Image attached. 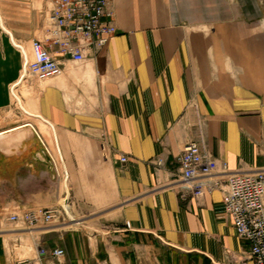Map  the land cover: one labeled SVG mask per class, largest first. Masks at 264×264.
<instances>
[{
    "label": "crops",
    "instance_id": "0c3cea01",
    "mask_svg": "<svg viewBox=\"0 0 264 264\" xmlns=\"http://www.w3.org/2000/svg\"><path fill=\"white\" fill-rule=\"evenodd\" d=\"M114 10L118 33L98 54L77 63L51 46L62 75L17 89L21 111L53 130V163L10 91L22 71L14 43L31 53L45 40V3L0 0V264H256L222 193L182 199L177 176L189 142L231 172L264 171V0ZM54 208L66 211L49 226L9 220Z\"/></svg>",
    "mask_w": 264,
    "mask_h": 264
},
{
    "label": "built area",
    "instance_id": "2783aa9c",
    "mask_svg": "<svg viewBox=\"0 0 264 264\" xmlns=\"http://www.w3.org/2000/svg\"><path fill=\"white\" fill-rule=\"evenodd\" d=\"M43 1L47 22L45 40L32 41L31 53L14 43L22 54V71L19 81L11 86L12 95L19 85L30 80L45 81L62 75L64 67L54 56L51 46H56V52L63 57L84 63L90 51L98 54L118 33L115 0ZM41 141L45 153L55 163L48 145ZM127 161V157H121L122 164ZM155 163L158 167L163 165L160 159ZM178 163L181 198L202 197L206 193L220 191L225 211L238 237L249 244L251 259L256 264H264V171L231 172L225 162L216 159L198 142H189L184 146ZM63 211L66 210L41 209L14 214L9 220L23 223L27 228L49 226L61 218ZM41 253L45 254V251L41 250ZM52 254L61 258L65 251L56 249Z\"/></svg>",
    "mask_w": 264,
    "mask_h": 264
},
{
    "label": "rangeland",
    "instance_id": "374dc122",
    "mask_svg": "<svg viewBox=\"0 0 264 264\" xmlns=\"http://www.w3.org/2000/svg\"><path fill=\"white\" fill-rule=\"evenodd\" d=\"M34 81L35 82H38L36 80H30V82H34ZM15 93L19 96V94H18L17 91ZM22 95L25 98L28 97V94L25 92V88L24 87L22 89ZM11 98H12V103H13L12 109L14 110V112H12V114L13 115H16V113L21 112V114H22L21 119L22 120H24L25 122H30L32 124L37 125V127L39 128V130L41 132V135L43 137V140L48 145V147H49V149H50V151H51V153L53 155V158H54V155H55L56 158H58V161H60V158L58 156L57 149H56L55 139L53 138V130L51 129V127L49 126V124H47L46 122L42 121L41 119H38V118H35V117H32V116H27L26 114H24L21 111L20 107H21V105H23L26 109L30 110L28 108L27 103H23V102L22 103L21 102L19 103L18 100L13 97V95H12ZM32 113H34V112H32ZM60 168H62V166H60Z\"/></svg>",
    "mask_w": 264,
    "mask_h": 264
},
{
    "label": "water",
    "instance_id": "95a60500",
    "mask_svg": "<svg viewBox=\"0 0 264 264\" xmlns=\"http://www.w3.org/2000/svg\"><path fill=\"white\" fill-rule=\"evenodd\" d=\"M43 157H44V159H46L47 161H50V158H49L48 155L45 153V151H43Z\"/></svg>",
    "mask_w": 264,
    "mask_h": 264
},
{
    "label": "bare ground",
    "instance_id": "6f19581e",
    "mask_svg": "<svg viewBox=\"0 0 264 264\" xmlns=\"http://www.w3.org/2000/svg\"><path fill=\"white\" fill-rule=\"evenodd\" d=\"M17 94L14 93L13 97H15ZM16 98V97H15Z\"/></svg>",
    "mask_w": 264,
    "mask_h": 264
}]
</instances>
